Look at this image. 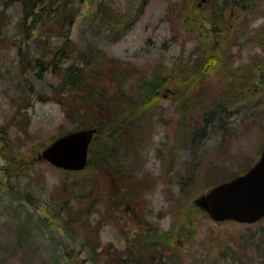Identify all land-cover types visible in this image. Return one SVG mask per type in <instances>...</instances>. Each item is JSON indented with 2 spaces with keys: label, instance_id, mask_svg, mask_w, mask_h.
Returning <instances> with one entry per match:
<instances>
[{
  "label": "rangeland",
  "instance_id": "374dc122",
  "mask_svg": "<svg viewBox=\"0 0 264 264\" xmlns=\"http://www.w3.org/2000/svg\"><path fill=\"white\" fill-rule=\"evenodd\" d=\"M71 4L70 40L36 24L31 32L42 33V42L22 35L20 2L0 0V264H132L128 253L150 240L153 248L141 250L146 264L158 261L156 247L166 250L168 264H264V218L216 222L195 203L211 184L252 165L264 147V0ZM18 42L44 63L57 48L67 55L57 72L33 59L24 68ZM71 63L104 69L89 76L96 88L103 86L107 100L123 98L114 107L133 125L118 155L119 176L95 161L66 171L37 158L56 136L103 114L81 103L77 90L62 92ZM190 75L198 80L178 79ZM143 76L166 81L152 101L129 110L126 98L145 91ZM232 88L233 103L207 115ZM185 96L191 105L181 110ZM63 98L74 100L75 118ZM149 231L164 237L145 236Z\"/></svg>",
  "mask_w": 264,
  "mask_h": 264
},
{
  "label": "trees",
  "instance_id": "16d2710c",
  "mask_svg": "<svg viewBox=\"0 0 264 264\" xmlns=\"http://www.w3.org/2000/svg\"><path fill=\"white\" fill-rule=\"evenodd\" d=\"M19 1L21 4V24H20V31L22 32V35L24 37H34L35 40L45 42L46 40L43 39V34L39 32V34L35 37L33 36V26L36 24H41L42 26V32L47 33H55L59 35L60 37H63V41L70 40V28L72 25V22L75 19V14L73 8H69V5H72V0H16ZM101 5V4H100ZM99 5V6H100ZM5 12L6 7L0 8V22L3 24L5 21ZM28 23V25H27ZM17 45V54L20 56L19 62L20 65H23L24 68L27 67V64L31 62L33 58L22 49L21 42L16 43ZM46 48V46H44ZM48 52V49H46ZM66 49L65 48H57L51 55L50 59L48 61H45L44 63L40 58H36L34 62L40 61L38 64L39 67H43L45 65L46 67L44 69H51L52 72H57L59 70V60H63L64 57H66ZM114 63H117L116 61ZM29 66V65H28ZM108 69L106 70L109 77L113 81L115 78V81H119V78H116V75H119V71L117 68H115V65L108 64ZM97 69L100 70V72H92L91 68L89 70L83 69L74 63L68 64V66L65 67L64 72L62 73V85L63 89L62 92L65 93L68 91H71L72 93L76 92L75 97L80 100L81 103L88 105L93 110H96L100 113H103L100 115V117H97L98 120H93L90 123V126H97L98 127V134L95 135L91 148L89 153V159L88 163L94 162L97 164V166H100L101 168H105L110 172L119 174L122 172V166L118 163V155L120 154V149L123 145L124 139L127 138V133L131 132V126L133 125V122L129 124L127 127V122L124 121V116L122 117L120 113H118V109L114 107V102L119 101L121 96H113L110 98V100H107L108 98L105 96L102 87L96 88V82L94 83L95 77H89L91 74H94V76L101 74L104 69L102 70L99 66H96ZM42 70V69H41ZM118 72V74H117ZM194 74V73H193ZM150 77V76H148ZM147 77V78H148ZM195 76H180L178 79L183 80V82L196 79L198 80V77L194 78ZM142 79L143 83L140 87H144L145 91L144 93L140 92L139 97L137 99H132L130 96L126 101V104L129 106V110L133 109L134 107H141L143 106L147 100L150 101L153 100V97L156 96V93H158L161 89V86L166 80H163L160 78L158 80L157 78L153 79H146L145 76H143ZM118 87V85H117ZM234 89L232 88L230 91V94H222L219 95V98L216 101V104H211V108L208 109L207 115L210 112H214L216 110L220 111L221 109H217L218 107H224L227 106L226 104L229 102L233 103V99L235 98L234 95ZM73 95V96H74ZM187 98V96H185ZM122 98V97H121ZM222 98H225V101L222 102ZM62 101L67 108V117L75 118V115L78 113L76 104L74 103V100L72 101H66V98H63ZM123 99V98H122ZM224 103V105H223ZM230 103V104H231ZM180 109H187L191 105L190 100L185 98L179 103ZM84 106V105H83ZM217 107L216 109L214 107ZM149 107L145 108L146 110ZM143 109L141 114L143 116L147 115V111ZM73 115H70L72 114ZM182 116V115H181ZM126 119V118H125ZM141 119V118H140ZM185 122H187V125L189 124L190 118L186 116V113L184 112V116L181 117ZM203 120L205 122H209L208 118H206V115L203 117ZM192 122V121H191ZM81 123V122H80ZM83 123V122H82ZM116 123H119L116 127L112 128L111 130L107 131V128H104V125L110 124L115 125ZM100 125L102 127H100ZM83 125L78 124L72 129H76L79 127H82ZM183 126H186L183 125ZM188 127H183L184 132L188 131ZM105 134H104V133ZM104 134V138L100 140V136ZM98 144L94 147V145ZM129 168V167H128ZM232 178V177H229ZM228 177L219 179L215 183L211 184L214 185L218 182L224 181L229 179ZM119 184V183H118ZM122 186H119V188ZM121 195V194H120ZM121 199H124V196H120ZM111 206H113L112 203H110ZM149 234V237L151 235L153 237H158L159 235L163 236V234L158 232L149 231L145 234V236ZM151 234V235H150ZM153 240H150L146 242V245H141L137 248H133L130 253H128L129 260L132 262V264H146L145 262V256L142 257L143 253H141V250H143V246L148 249L153 248L154 243L151 242ZM151 242V243H149ZM156 247V246H155ZM158 249V250H156ZM152 250V253L156 254L158 257V261H155V264H168V262L165 260L163 262L164 253L166 250L162 251V248H157ZM149 251V249H148ZM151 252V251H150ZM148 253V252H147ZM142 254V255H141ZM158 254V255H157ZM136 260L139 262L137 263Z\"/></svg>",
  "mask_w": 264,
  "mask_h": 264
},
{
  "label": "water",
  "instance_id": "95a60500",
  "mask_svg": "<svg viewBox=\"0 0 264 264\" xmlns=\"http://www.w3.org/2000/svg\"><path fill=\"white\" fill-rule=\"evenodd\" d=\"M96 128L69 131L55 139L38 155L66 169H82ZM215 220L255 222L264 216V149L258 161L244 174L222 182L195 199Z\"/></svg>",
  "mask_w": 264,
  "mask_h": 264
},
{
  "label": "flooded vegetation",
  "instance_id": "af4514ba",
  "mask_svg": "<svg viewBox=\"0 0 264 264\" xmlns=\"http://www.w3.org/2000/svg\"><path fill=\"white\" fill-rule=\"evenodd\" d=\"M209 1H211V0H209Z\"/></svg>",
  "mask_w": 264,
  "mask_h": 264
}]
</instances>
